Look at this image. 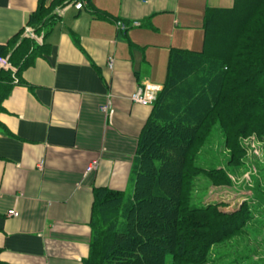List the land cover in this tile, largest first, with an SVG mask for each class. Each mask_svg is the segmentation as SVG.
Here are the masks:
<instances>
[{
    "label": "crops",
    "instance_id": "obj_1",
    "mask_svg": "<svg viewBox=\"0 0 264 264\" xmlns=\"http://www.w3.org/2000/svg\"><path fill=\"white\" fill-rule=\"evenodd\" d=\"M40 1L0 0L1 45L16 47L31 29L50 44L23 69L0 112V260L84 264L94 188L133 190L139 137L154 104L134 103L132 93L146 84L162 89L170 50L203 49L208 9L235 0H84L82 9L79 0H43L49 12L62 11L39 37L30 17ZM10 50L0 68L16 71Z\"/></svg>",
    "mask_w": 264,
    "mask_h": 264
},
{
    "label": "trees",
    "instance_id": "obj_2",
    "mask_svg": "<svg viewBox=\"0 0 264 264\" xmlns=\"http://www.w3.org/2000/svg\"><path fill=\"white\" fill-rule=\"evenodd\" d=\"M43 4L30 17L39 37L59 16ZM204 30L202 50H170L166 83L139 137L132 196L124 202L123 191L94 188L93 235L84 264H213L211 248L248 225L247 207L221 216L218 203L193 200L199 176L215 183L229 179L228 167L199 162L217 125L226 137L230 168L241 138L264 136V0L209 8ZM16 43L0 44V58L14 46L9 62L16 68H0V112L23 69L50 50L32 36Z\"/></svg>",
    "mask_w": 264,
    "mask_h": 264
},
{
    "label": "rangeland",
    "instance_id": "obj_3",
    "mask_svg": "<svg viewBox=\"0 0 264 264\" xmlns=\"http://www.w3.org/2000/svg\"><path fill=\"white\" fill-rule=\"evenodd\" d=\"M225 140L224 132L217 125L199 155V162L204 167H228L226 172L229 179L215 183L204 175L199 176L193 201L198 205L208 201L218 203L216 210L221 216L247 207L250 217L243 231L211 248L212 263L264 264V136L241 138L234 148L232 162L235 164L231 168L227 164L229 151L225 147ZM124 195L126 202L132 196V190L129 189ZM227 227L223 230H227ZM221 234L218 232L217 238H221ZM167 263L171 264L170 261Z\"/></svg>",
    "mask_w": 264,
    "mask_h": 264
},
{
    "label": "built area",
    "instance_id": "obj_4",
    "mask_svg": "<svg viewBox=\"0 0 264 264\" xmlns=\"http://www.w3.org/2000/svg\"><path fill=\"white\" fill-rule=\"evenodd\" d=\"M142 1L147 2L148 0H142ZM75 7L77 9H82L84 7V0H79L76 3ZM61 11H62L61 9H57V13H61ZM136 24H139V23H136ZM116 25H117V28L120 30L121 29L126 30L128 28L127 24L124 23L123 21H117ZM27 36L35 37V34H34L32 29L28 30ZM109 67L110 68L113 67V59H110ZM159 91H161V88L159 86L152 85V84H146V85L140 86L139 88H137V90L135 92L132 93L131 100L134 103H139L141 105H153L157 99ZM108 108H109L108 106H105V107H103V110L107 111ZM97 165H98V163L94 162L88 168V170L90 171L92 169H95L97 167ZM9 214L15 215V216L18 215V213L15 210L9 211Z\"/></svg>",
    "mask_w": 264,
    "mask_h": 264
}]
</instances>
